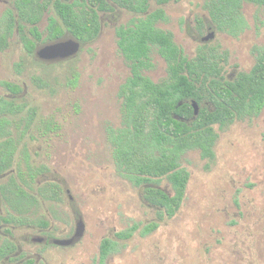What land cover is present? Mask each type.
I'll list each match as a JSON object with an SVG mask.
<instances>
[{"label": "rangeland", "instance_id": "obj_1", "mask_svg": "<svg viewBox=\"0 0 264 264\" xmlns=\"http://www.w3.org/2000/svg\"><path fill=\"white\" fill-rule=\"evenodd\" d=\"M206 7V0L172 1L163 6L165 17L154 27L169 33L187 59L203 54L217 62L224 77L249 73L264 50V9L243 3V25L232 31L216 29ZM150 8H156L152 0ZM6 9L0 4V17ZM111 15L100 19L93 42L60 65L45 67L30 59L16 34L0 52V82L19 84L20 100L36 109L37 122L45 119L56 125L26 132L19 123L14 134L25 191L34 186V180H27L31 169H44L54 184L45 194L46 210L42 213L38 207L26 215V224L33 227H19L21 246L37 234L34 227L44 219L50 221L55 238L70 237L77 219L85 229L81 240L67 248L52 247L42 264H264V107L250 120L215 126L213 159L202 158L197 149L183 153L180 164L189 173L184 201L172 219L160 222L150 234L144 232L156 214L141 199L140 188L116 171L108 141L110 130L121 127L118 90L130 76L115 29L131 27L138 15L124 9ZM47 25L45 14L37 24L42 38ZM209 33L212 39L202 42ZM24 36L32 39L27 32ZM48 45L38 42L35 57ZM17 63L21 68L15 71ZM150 63L142 74L155 84L164 82L166 63L155 48ZM73 73L78 79L71 88L67 81ZM7 94L0 84V95ZM194 102L199 113L202 105ZM158 187L171 193L164 179ZM132 228L131 238L118 237ZM104 239L110 240L109 250L101 261ZM23 252L37 253L39 248L26 246Z\"/></svg>", "mask_w": 264, "mask_h": 264}, {"label": "trees", "instance_id": "obj_2", "mask_svg": "<svg viewBox=\"0 0 264 264\" xmlns=\"http://www.w3.org/2000/svg\"><path fill=\"white\" fill-rule=\"evenodd\" d=\"M40 1L11 0V6L3 16L0 44L5 50L9 38L18 35L25 54L45 67L63 62L46 64L39 61L34 51L38 42H54L66 34L75 38L80 48L93 42L100 33V19L114 11L113 4L138 15L131 27L116 31L118 48L131 70L118 90L121 127L110 130L108 141L116 171L140 188L141 199L156 214V219L144 226V232L150 234L160 222L172 219L184 201L189 173L180 164L183 153L197 149L202 158L213 159L217 140L215 126L222 129L260 114L264 107V50L249 73L227 78L221 74L217 62L203 54L187 59L169 33L154 27L157 20L165 17L160 6L180 0H155L158 9L151 13H146L147 0H73L82 3L79 7L66 4L70 0H53L55 3H51L50 8L47 1ZM206 2L213 26L219 30L229 28L234 31L243 25L240 12L243 3L264 9V0ZM45 14H48V25L42 38L37 24ZM26 32L32 39L24 36ZM153 48L167 67V79L160 84L142 74L151 66ZM14 68L20 70V64H15ZM77 79V74L73 73L67 85L74 88ZM40 82L47 86L43 80ZM1 84L8 93L0 98V173H4L13 167L16 159L13 138L21 126L19 123H23L26 132L34 126L53 130L56 125L45 119L37 122L36 109L20 100L23 89L19 84L6 81ZM35 84L38 86L37 81ZM191 100L202 105L196 118L188 104ZM163 179L171 193L159 189L158 183ZM26 218L20 216V223H27ZM135 228L118 234V237L131 238ZM109 241H102L101 261L109 250Z\"/></svg>", "mask_w": 264, "mask_h": 264}, {"label": "flooded vegetation", "instance_id": "obj_3", "mask_svg": "<svg viewBox=\"0 0 264 264\" xmlns=\"http://www.w3.org/2000/svg\"><path fill=\"white\" fill-rule=\"evenodd\" d=\"M46 1H47V6L49 8L51 7V3L52 4L55 3V1L53 0L51 1L41 0L40 3H43V2L46 3ZM152 2L156 6V8L154 9L150 8L151 0H147V2L145 3L147 6L146 13H151L153 10L158 9V6L155 0H152ZM0 4L4 6L6 5L7 8H9L11 6V0H0ZM66 4H70V5L74 4L79 7L82 3L70 0ZM160 7L163 9V6H160ZM113 8H114V11L110 13L112 15L117 11V9H120V8H117L114 4H113ZM2 24H3V17L1 16L0 17V39H1L2 28H3ZM209 28L211 27L209 26ZM116 31H117V28L115 29V35L117 36ZM202 38H200V40H202ZM118 40L119 39L117 37V41ZM50 43L52 42H48V44ZM117 46H118V43H117ZM2 51L3 50L0 44V52ZM46 64H51V63H46ZM128 68L130 71L131 70L130 64L128 65ZM1 83L2 82H0V84ZM2 97L3 96L0 95V98ZM13 163L16 165L13 171L9 169L4 173H0V264H42V262L45 261V253L52 247L67 248V247L74 246L78 243L77 242L76 244H73V245H59L57 242L70 239L74 235L76 224L79 220L76 219L74 231L70 237L55 238L51 234L50 221L47 219H44L42 222H40L41 224L34 227V229H36L37 231V234L28 237L24 246H21V242L19 239V227L20 226L33 227V226H31L30 223L21 224L20 216H26L29 214L31 215V213L34 212V210H36L38 207L42 208V213H43L46 210L45 200H47L46 198H48L45 196V194L51 193V190H50L51 185H54V184L49 179V177L46 176L47 172L46 171L43 172L44 169H40L42 171L40 170L35 171V169L34 170L31 169L30 171L32 172V175L27 176V180L28 182L29 181L33 182L34 180L35 182V183L33 182L34 186L31 187V189L34 191H32L29 186H28L29 187L28 189H30V191L29 192L25 191L26 190L25 187L27 188V185L25 183L26 178L25 176L19 175V171L17 168L18 166L17 161H14ZM30 163L33 164L32 162ZM58 189H59V192L61 193L62 188L60 189V187H58ZM41 190L43 191V195L40 193ZM21 193H23L24 196L21 197ZM26 246L38 247L39 252L25 254L23 252V247H26Z\"/></svg>", "mask_w": 264, "mask_h": 264}, {"label": "water", "instance_id": "obj_4", "mask_svg": "<svg viewBox=\"0 0 264 264\" xmlns=\"http://www.w3.org/2000/svg\"><path fill=\"white\" fill-rule=\"evenodd\" d=\"M213 37L212 33L202 38V42H209ZM80 50V43L73 38H63L50 43L38 55V59L43 63H59L75 57ZM193 115H198V106L191 101ZM84 233V225L78 221L74 231V235L67 240L57 242L59 245H73L81 240Z\"/></svg>", "mask_w": 264, "mask_h": 264}]
</instances>
